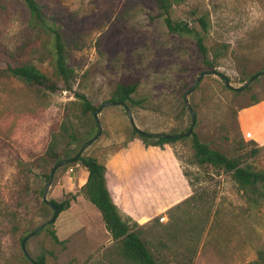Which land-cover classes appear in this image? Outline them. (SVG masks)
<instances>
[{
	"label": "rangeland",
	"instance_id": "obj_1",
	"mask_svg": "<svg viewBox=\"0 0 264 264\" xmlns=\"http://www.w3.org/2000/svg\"><path fill=\"white\" fill-rule=\"evenodd\" d=\"M35 1L61 31L74 69L72 89L50 92L8 72L0 75V264H37L40 255L44 264H135L119 253L100 211L81 193L87 170L70 160L79 153L105 165L119 211L142 227L149 250L168 264H259L264 200L240 190L230 172L195 163L192 134L162 147L130 140L124 106L109 99L118 82L136 81L134 98L142 104L127 106L137 128L185 133L191 108L192 132L202 142L264 169V143L257 142L264 140V0L173 2L171 18L190 22V29L200 30L196 19L207 15L208 31H200L210 55L224 47L214 68L198 58L193 31H167L152 0ZM51 44L50 32L32 26L21 0H0L6 62L34 64L57 79ZM203 71L215 72L204 74L187 95L189 108L184 94ZM75 91L96 108L110 103L98 112L99 125ZM250 139L261 149L247 157L255 146ZM50 147L65 161L53 174L58 161L45 160ZM50 177L47 200L75 199L47 222L53 209L42 192ZM45 222L25 241V254L23 237Z\"/></svg>",
	"mask_w": 264,
	"mask_h": 264
},
{
	"label": "trees",
	"instance_id": "obj_2",
	"mask_svg": "<svg viewBox=\"0 0 264 264\" xmlns=\"http://www.w3.org/2000/svg\"><path fill=\"white\" fill-rule=\"evenodd\" d=\"M21 1L26 5L30 12L32 26L47 30L51 34V45L54 55L53 69L57 79H52L34 64L28 62H16L15 64H11L6 62L2 56L6 54V52L1 49L0 63L4 62L5 66L3 67L0 65V75L8 72L13 76L22 79L31 86L45 89L50 92L71 90L74 69L68 65V56L66 54L61 31L52 22V18L46 16L41 5L35 0ZM152 1L160 10L164 26L168 32L177 33L193 31L195 35V46L198 58L205 66L214 68L216 60L223 52L222 50L224 47L218 48L219 50H217L214 55H210L209 49L205 44V36L201 33V31L203 33L208 31L209 21L207 15H199L196 19L201 31L190 29V22L182 20L173 21L170 16L172 4L174 1L177 2L178 0ZM14 54L15 53H11L10 55ZM258 74L259 73H255L250 78L257 76ZM137 87L138 84L136 81L118 82L114 86L109 100L113 104H123L126 106L127 104L141 105L142 100L134 98ZM74 94L78 99H80L83 111H92L93 113L96 107L91 104L87 97L83 93L77 91H75ZM131 133L132 135L130 140L138 138L145 146L162 147L165 143L178 139V137L166 139L162 136H158L157 134L141 130L136 126L132 127ZM191 134V145L195 163L198 165L208 164L230 172L233 180L240 190H243L245 193H248L256 199L264 200V169H256L252 164L247 163L246 161L243 162V160L237 156L228 157L223 152L210 148L206 143L202 142L198 138L196 133L191 132ZM249 142H253L255 146L247 151V157L256 155L261 149V146H258L253 139H250ZM48 150L49 151L46 153L47 158L45 160L51 164L56 161L59 162L58 153L52 147ZM70 160L76 162V164L80 163L86 168L87 177L85 183L81 187V193L100 211L105 229L109 232L112 239L119 242V253L125 259L135 264H168L159 255H155L149 250L146 241L141 236L142 227L139 226L136 221H132L130 216L123 215L119 211L107 187L105 165L100 163L95 157L89 155L76 154L71 157ZM44 176L49 177L47 173ZM70 196V198H66L59 202L55 200H51L50 202L57 206L59 213L67 209L70 205V201L75 199V195ZM41 228H38V230ZM47 230L54 242L64 244L65 241L58 238L55 230ZM191 260L192 256L188 257L187 262H190ZM257 261L259 264H264L263 248H260L257 251ZM36 262L37 264H44L43 255H40Z\"/></svg>",
	"mask_w": 264,
	"mask_h": 264
},
{
	"label": "water",
	"instance_id": "obj_3",
	"mask_svg": "<svg viewBox=\"0 0 264 264\" xmlns=\"http://www.w3.org/2000/svg\"><path fill=\"white\" fill-rule=\"evenodd\" d=\"M214 72H215V71H203V72L199 75V77H198L197 80L195 81L194 85H193V86H192V87H191V88H190V89L184 94V101H185V103H186L187 105H188L187 95H188V94L194 89L195 85H196V84L198 83V81L202 78V76H203L204 74H207V73H214ZM263 73H264V71H263ZM221 77H222L224 83L228 86L229 84H228V82L226 81V78H225L224 76H221ZM253 79H254V77L250 78L248 82L252 81ZM110 103L113 104L112 102H110ZM110 103H104V104H102L100 107H97L96 109H94V111H93V116H94L96 122L98 123V125H99V121H98V117H97L98 112L100 111L101 107H103V106H105V105H107V104H110ZM122 105H123V104H122ZM123 106H124V108H125V111H126L128 117H129L131 123H132V126H135L134 123L132 122V116H131L130 109H129L126 105H123ZM188 107H189V105H188ZM189 108H190V107H189ZM190 112H191V114H192V121H191V125L189 126L188 130H187L185 133H176V134L157 133V135H158V136H162V137H164V138H166V139H168V138H172V137H179V136H182V135H190L191 132L193 131V125H194V123H195V116H194V113H193V111H192L191 108H190ZM94 139H95V137H94L93 139H91L90 141H88V142L82 147V150H83V149H84L89 143H91ZM79 154H80V153H79ZM64 163H65V161L62 160V161H59L57 164H55V165L53 166V168H52V174L54 173V171H55V169H56L57 167H59L60 165H62V164H64ZM50 181H51V177H50V179L48 180L47 185L45 186V188L43 189V192H42V201L46 202V203H47V204L53 209V214H52V216L50 217V219H49L47 222L54 221V219H55V217H56V215H57V213H58V208H57V206H56L54 203H52V202H50L49 200L46 199V193H47V189H48V187H49V185H50ZM47 222L40 224L38 227H36L35 229H33L28 235H26V236L22 239L21 243H22V247H23V250H24L25 254H27V252H26V250H25V248H24V246H25V241H26L30 236H32V235L38 230V228H41V227H43L45 224H47Z\"/></svg>",
	"mask_w": 264,
	"mask_h": 264
},
{
	"label": "crops",
	"instance_id": "obj_4",
	"mask_svg": "<svg viewBox=\"0 0 264 264\" xmlns=\"http://www.w3.org/2000/svg\"><path fill=\"white\" fill-rule=\"evenodd\" d=\"M242 126V130H243V132H244V129H243V125H241ZM256 132H252L251 134H250V137L251 138H253V139H257V135L255 134ZM257 142H259V143H264V140H259V139H257Z\"/></svg>",
	"mask_w": 264,
	"mask_h": 264
}]
</instances>
